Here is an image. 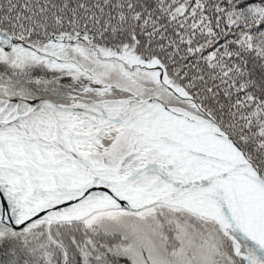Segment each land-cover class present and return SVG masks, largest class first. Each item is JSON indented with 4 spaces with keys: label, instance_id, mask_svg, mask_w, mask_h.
Masks as SVG:
<instances>
[{
    "label": "snow or ice",
    "instance_id": "snow-or-ice-1",
    "mask_svg": "<svg viewBox=\"0 0 264 264\" xmlns=\"http://www.w3.org/2000/svg\"><path fill=\"white\" fill-rule=\"evenodd\" d=\"M0 264H264V0H0Z\"/></svg>",
    "mask_w": 264,
    "mask_h": 264
}]
</instances>
